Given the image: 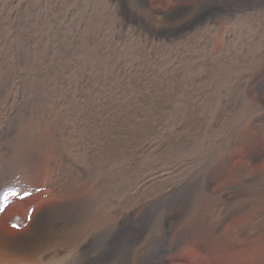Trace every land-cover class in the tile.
Listing matches in <instances>:
<instances>
[{"label":"bare ground","instance_id":"6f19581e","mask_svg":"<svg viewBox=\"0 0 264 264\" xmlns=\"http://www.w3.org/2000/svg\"><path fill=\"white\" fill-rule=\"evenodd\" d=\"M104 1L113 5V13L111 16L107 15L106 19L112 17V24L119 31L124 27L138 25L137 29L142 32V21H137L134 12L146 19L152 18L155 13L144 0ZM205 3L206 0H196L195 5L179 20L172 21V13L167 16L164 14L163 19L167 20L170 29H148L147 35L159 41H172L173 38L188 33L193 27L215 28L221 22L230 23L233 15L231 10H202ZM47 6L42 5V0H0V136L10 134L9 143L14 147L12 149L8 146L11 149L6 155L9 156L3 155L0 158V205L11 195L28 188L37 177L45 158L55 167L53 176L47 182L53 193L59 194L70 186L75 188L77 182L81 184L79 188H83L92 180L100 181L104 186L110 185L116 193L122 190L124 194L122 208L108 204L105 188H101L97 195H88L91 202L101 203L98 217L102 224L88 232L79 229L74 236L64 232L61 227L56 228L52 232L54 235H51L54 241L38 253L41 264L58 260H63L66 264H167V253L186 235V224L198 222L199 218L204 217L214 220L221 227L244 214L251 204L244 203L234 188L229 189L227 200L231 206L228 208L224 206L220 194L214 195L209 208H205L200 199H191L185 212H176L171 225H161L151 243L131 246L134 235L138 232L119 227L133 215L137 206L133 202L136 195L134 192L138 191V187L145 188L146 183L154 185L160 176L157 174L154 178L150 172L146 175L145 166H153L154 162L160 163V166L167 165V69L159 67L157 72L151 70V79L148 69L135 72L131 63L112 57L113 53L98 61L77 58L73 28L61 29L62 26L56 19L57 14L54 15ZM205 44L202 49L205 64L214 68L219 59L215 60L208 55L207 43ZM114 56L117 57V54ZM258 69L259 73L252 78L256 82L254 92L259 100L260 93L264 91V66ZM11 95L13 99L10 98ZM257 106L259 108L260 105ZM186 118L180 122L185 123L189 119L197 122L201 117ZM201 121L203 124L204 121ZM197 126L198 130L199 125ZM182 134L185 133H181V136L179 134L180 139L177 137L175 142L176 150L189 151L188 145L191 143L182 142ZM190 136L186 138L191 139ZM189 139V142H195L194 139ZM232 139L234 148L237 143L248 141L249 137L235 133ZM193 143L192 146L195 145ZM198 145L196 141L194 147ZM230 151L225 150L222 156L225 164L230 158ZM189 152L186 151L187 156L190 155ZM262 154L261 151L256 156ZM55 157H59L56 165ZM177 160L176 158L175 161ZM179 164H175L178 165L176 169L173 167L175 171L188 165L187 162ZM127 171L129 174L122 184L121 177ZM136 173L138 177L143 174L141 179H137L138 182L135 179ZM234 173L241 180L249 181L242 170L235 169ZM204 178L203 188L206 191L207 182L212 176ZM256 181L258 182L257 179ZM171 187L163 185L158 187V191L164 194ZM80 197V200L84 198L83 195ZM61 209H43L25 228L34 230L37 223ZM166 220L163 218L162 223ZM174 233H177L175 242L168 244L167 238ZM23 234L25 235L12 238L0 236V254L18 251H24L25 254L34 237ZM101 235L106 238L99 244ZM127 252H130L129 256L126 255Z\"/></svg>","mask_w":264,"mask_h":264},{"label":"rangeland","instance_id":"374dc122","mask_svg":"<svg viewBox=\"0 0 264 264\" xmlns=\"http://www.w3.org/2000/svg\"><path fill=\"white\" fill-rule=\"evenodd\" d=\"M43 1V6L48 5L49 10L54 15L57 14L56 19L61 24V29L73 28L77 58L84 61H98L100 58L105 59L107 54L113 53L112 57L131 63L130 65L133 66L130 67L135 72L148 69L151 79L150 74L154 71L167 69V165L160 166V163L154 162L153 166L148 164L150 168L145 166L146 175L151 173L154 178L157 174L160 176L159 180L158 178L157 181L155 180L154 185L149 184L151 185L149 186L146 183L147 187H138V191L134 192L136 195L133 202L137 206L133 215L119 227L138 232L134 235L131 246L139 247L151 243L155 239L156 231L162 226L171 225L176 212L178 214H180L178 211L185 212L191 199H200L202 205L209 208L213 203L214 195L220 194L224 206L228 208L231 206L227 200L229 189L234 188L244 203L251 204L244 214L221 227H218L214 220L210 221L204 217L199 218L198 222L186 224V235L172 251L167 253L166 262L167 264H264V91L260 93L258 100L254 92L256 82L254 83L252 78L259 73L258 68L264 66V0H206L201 7L202 10L207 8L231 10L233 15L230 23L221 22L215 28L193 27L188 33L175 37L172 41L152 39L147 35L148 29L169 30L163 15L172 13L174 14L172 21L179 20L195 5L196 0H144L155 13L152 18L146 19L134 12L137 21H142L141 25L144 27L142 32L137 29L138 25L124 27L121 31L114 27L112 17L106 19L107 15L111 16L113 13V5L104 0H46L47 4ZM205 43H207L208 55L215 60L219 59L214 68L205 64L202 55ZM100 50L102 53L99 52ZM116 54L117 57L114 56ZM10 98L13 99V95ZM257 105H260L259 108ZM255 106L257 107L254 108ZM192 117L201 118L195 122L189 119ZM185 118L189 120L185 123L180 122ZM200 121H204L203 124ZM197 125H199L198 130ZM181 133L191 135V139H188H194L195 145L197 141L200 146H192L193 141L189 142L186 138L188 136L182 134L181 141L186 144L191 143L195 151L193 152L190 145L188 146L192 152L187 149L177 151L175 142ZM235 133L248 135L249 140L237 143L233 148L231 143ZM10 139V134L5 137L0 136V158L3 155L9 156L6 155L8 150L14 148L9 143ZM227 149L231 150V153L225 164L222 156ZM186 151L190 155L187 156ZM261 151L263 154L257 157L256 155ZM183 153H186V156ZM58 162L59 157H55V165ZM178 162L181 164L187 162L190 166L175 171L174 168L178 166L175 164H179ZM235 169L242 170L247 177L246 180L249 181L241 180L234 173ZM54 172L55 167L45 158L37 177L28 188L18 192L19 194L11 195L0 205V236L12 238L26 233L31 235V238L34 237L25 254L24 251L0 254V264H41L38 253L54 241L51 235L56 228L61 227L64 232L74 236L79 229L88 232L102 224L98 217L101 203L91 202L88 199V195L94 196L100 193L101 188H105L108 204L122 208L124 192L121 190L116 193L112 191L110 185L104 186L100 181L91 180V183L83 188H79L81 184L77 182L75 188L70 186L59 194L53 193L48 188L47 182ZM127 172L121 177L122 184L129 174V171ZM171 172L175 176L171 175ZM138 174L135 175L137 182L143 175L138 177ZM205 176H212L207 182L206 191L203 188ZM163 181L167 183L164 184ZM161 184L172 187L163 194L158 191V187H162L159 186ZM82 195L84 198L80 200ZM52 208L62 209L55 215L48 216L49 219L37 223L34 230L25 228L27 223L44 211L43 209ZM163 218L167 219L165 223H162ZM176 234L167 238L168 244L175 242ZM105 238L101 235L98 243L104 242ZM126 255L129 256L130 252ZM59 263L65 262L58 260L49 264Z\"/></svg>","mask_w":264,"mask_h":264}]
</instances>
